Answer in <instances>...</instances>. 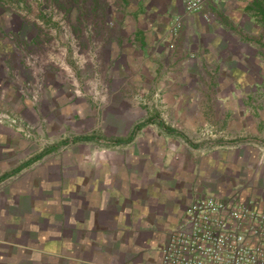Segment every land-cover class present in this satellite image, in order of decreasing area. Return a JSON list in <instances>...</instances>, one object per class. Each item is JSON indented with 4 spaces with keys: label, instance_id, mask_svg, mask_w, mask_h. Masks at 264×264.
<instances>
[{
    "label": "rangeland",
    "instance_id": "374dc122",
    "mask_svg": "<svg viewBox=\"0 0 264 264\" xmlns=\"http://www.w3.org/2000/svg\"><path fill=\"white\" fill-rule=\"evenodd\" d=\"M255 1L216 0L212 11L206 12L207 17V8L201 15L211 24V32L216 22L221 29L217 35L240 36L247 41L257 37L261 42L257 48L264 52V0ZM86 3L108 8L113 2L0 0V194L9 200L22 190L24 205L32 203V216L38 215L39 232L47 231L50 239L57 242L60 238V243L65 197L76 207L93 197L85 193L80 198L79 182L83 188L92 182H119L121 194L125 190L123 182H142L138 185L153 196L179 198L168 213L171 220L179 210L176 206L187 195L193 198L200 194L236 193L245 198L264 194V182H253L254 172L244 167L264 157L258 154L262 146L252 139H232L222 144V139H214L208 131L201 138L188 137L174 120L167 124L162 121L164 127L174 131L166 132L167 138H151L145 128L139 139L134 138L139 126L146 125L148 115L157 112L145 103L141 88L134 89L133 80L125 77L116 89L112 88L110 74L104 70L107 41L101 43L100 57H92L95 65L103 61L99 65L104 70L101 80L85 83L75 78L81 77L85 64L78 62L77 54L74 59L72 54L64 57L71 42L66 37L67 26L70 23L76 36L79 18L75 16L81 4ZM71 45L77 48L80 43ZM24 52L34 55L32 67L25 65ZM28 84H35L36 94L24 93ZM77 89L81 93H76ZM12 118L20 122L11 123ZM21 124L32 128V138L21 131ZM134 150L136 156L132 155ZM22 164L23 170L13 175V170ZM15 214L16 208H11V215ZM27 219L36 222L34 218ZM175 226H164L162 234ZM124 229L119 240L126 243L132 234ZM24 230L27 227L23 229L22 243L30 246ZM45 246L40 240L39 256L34 252L31 264H62L61 258L57 261L46 256ZM57 248L62 247L59 244ZM28 256L24 254L23 263H17L30 264ZM8 262L11 264L12 259Z\"/></svg>",
    "mask_w": 264,
    "mask_h": 264
},
{
    "label": "crops",
    "instance_id": "0c3cea01",
    "mask_svg": "<svg viewBox=\"0 0 264 264\" xmlns=\"http://www.w3.org/2000/svg\"><path fill=\"white\" fill-rule=\"evenodd\" d=\"M112 2L108 8L81 4L79 14L72 15L79 18L76 36L82 43L81 58L85 64L81 77L75 78L85 83L91 79L100 81L106 70L113 89L125 77L134 81L135 90L141 88L145 103L157 114L154 111L148 115L146 125L134 138L139 139L144 128L151 138H167L169 135L160 124L174 120L188 137L201 138L208 131L214 139H222V144L226 140L252 139L262 146L257 153L264 155V52L257 48L261 45L259 38L247 41L240 36L217 35L221 29L215 26L216 22L211 32V24L201 13L184 16L180 33L173 38L168 32L175 18L183 13L182 0ZM214 3L205 14L212 11ZM90 23L95 25L92 38L84 33ZM93 40L109 43L104 70L99 67L103 61L95 65L92 60L100 57ZM172 41L174 48L170 49L168 44ZM71 52L69 48V58ZM132 155H137L135 150ZM254 160L244 167L254 172L253 182H264V157ZM24 165L17 166L13 175L20 173ZM123 183L125 190L121 194L119 182H92L86 188L79 182L80 198L85 193L93 197L78 207L65 197L62 243L60 238L57 242L50 239L47 231L39 232L38 215L32 216V203L24 205L22 190L9 200L0 194V264H10L9 258L11 264H18L24 254L29 255L31 264L34 252L39 256L40 240L46 245V256L57 261L61 258L62 264H160V248L169 234H162L161 230L176 225L192 197L187 195L176 206L179 210L171 220L169 215L179 198L153 196L138 185L142 182ZM11 208H16L18 214L11 215ZM28 217L36 222L28 221ZM23 225L27 227L24 231L28 232L30 246L22 243ZM123 227L132 234L126 243L119 240ZM59 244L61 249L57 248Z\"/></svg>",
    "mask_w": 264,
    "mask_h": 264
},
{
    "label": "built area",
    "instance_id": "2783aa9c",
    "mask_svg": "<svg viewBox=\"0 0 264 264\" xmlns=\"http://www.w3.org/2000/svg\"><path fill=\"white\" fill-rule=\"evenodd\" d=\"M215 1L182 0L183 13L175 18L169 35L177 38L184 16L202 13ZM204 17H207L205 13ZM69 25L66 37L71 41L68 44L72 59L77 54L78 62L83 65L81 41ZM94 32L95 25L88 24L84 33L92 38ZM72 42H79V47L71 45ZM93 42L97 53H100L101 43ZM168 47L174 48V42H170ZM68 51L66 54L65 50L64 57ZM33 57L32 53L24 52L25 65L32 67L35 63ZM80 91L77 89L75 92L79 94ZM24 93L36 94L35 84H28ZM9 121L14 124L20 122L17 118ZM21 126L26 136H34L32 128ZM160 264H264V194L245 198L236 193L193 197L160 248Z\"/></svg>",
    "mask_w": 264,
    "mask_h": 264
},
{
    "label": "trees",
    "instance_id": "16d2710c",
    "mask_svg": "<svg viewBox=\"0 0 264 264\" xmlns=\"http://www.w3.org/2000/svg\"><path fill=\"white\" fill-rule=\"evenodd\" d=\"M254 3H257V2L254 0ZM261 9H262V8H261ZM262 13L264 14V10H262ZM263 16H264V15H263ZM143 125H144V124H143ZM143 125H140L139 128L143 127ZM160 126H161L164 130H166L168 133H170V134H173V133H174V131H173L172 129L167 128V127L164 128V125H163V124H160ZM84 139H87V138H84Z\"/></svg>",
    "mask_w": 264,
    "mask_h": 264
}]
</instances>
